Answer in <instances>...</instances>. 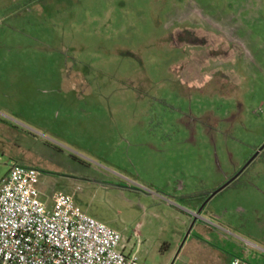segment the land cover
Instances as JSON below:
<instances>
[{"label": "rangeland", "instance_id": "obj_1", "mask_svg": "<svg viewBox=\"0 0 264 264\" xmlns=\"http://www.w3.org/2000/svg\"><path fill=\"white\" fill-rule=\"evenodd\" d=\"M263 144L264 0H0V180L142 264H264Z\"/></svg>", "mask_w": 264, "mask_h": 264}, {"label": "built area", "instance_id": "obj_2", "mask_svg": "<svg viewBox=\"0 0 264 264\" xmlns=\"http://www.w3.org/2000/svg\"><path fill=\"white\" fill-rule=\"evenodd\" d=\"M38 178L34 169L14 165L0 180V264H142L117 231L87 216L70 196L57 195L48 208Z\"/></svg>", "mask_w": 264, "mask_h": 264}, {"label": "water", "instance_id": "obj_3", "mask_svg": "<svg viewBox=\"0 0 264 264\" xmlns=\"http://www.w3.org/2000/svg\"><path fill=\"white\" fill-rule=\"evenodd\" d=\"M264 150V144L255 152V154L250 158V160L244 165V167L232 178L230 179L225 185H223L221 188H219L218 190L212 192L209 197L207 198V200L205 201V203L203 204V207L214 197L216 196L218 193H220L223 189H225L227 186H229L235 179H237L243 172L244 170L260 155V153ZM202 207V208H203ZM198 210L197 212V216H199V214L201 213V210ZM189 235V232L187 233L186 237Z\"/></svg>", "mask_w": 264, "mask_h": 264}, {"label": "crops", "instance_id": "obj_4", "mask_svg": "<svg viewBox=\"0 0 264 264\" xmlns=\"http://www.w3.org/2000/svg\"><path fill=\"white\" fill-rule=\"evenodd\" d=\"M206 196H207V195H206ZM206 196H205V197H206ZM205 197H203L201 204L204 202ZM193 198L196 199V200L199 199V197H193ZM212 199H213V198H212ZM208 203H209V202H208ZM208 203H207V204H208ZM207 204H206V205H207ZM206 205H205V206H206ZM195 217L198 218L197 215H195ZM217 220H218V219H217Z\"/></svg>", "mask_w": 264, "mask_h": 264}, {"label": "trees", "instance_id": "obj_5", "mask_svg": "<svg viewBox=\"0 0 264 264\" xmlns=\"http://www.w3.org/2000/svg\"><path fill=\"white\" fill-rule=\"evenodd\" d=\"M209 195H210V194H208V195L205 197V200L209 197ZM205 200H204V201H205Z\"/></svg>", "mask_w": 264, "mask_h": 264}, {"label": "flooded vegetation", "instance_id": "obj_6", "mask_svg": "<svg viewBox=\"0 0 264 264\" xmlns=\"http://www.w3.org/2000/svg\"><path fill=\"white\" fill-rule=\"evenodd\" d=\"M206 200H207V199H206ZM206 200H205V201H206Z\"/></svg>", "mask_w": 264, "mask_h": 264}]
</instances>
